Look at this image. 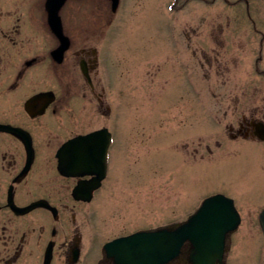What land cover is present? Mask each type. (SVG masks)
<instances>
[{
	"label": "flooded vegetation",
	"instance_id": "1",
	"mask_svg": "<svg viewBox=\"0 0 264 264\" xmlns=\"http://www.w3.org/2000/svg\"><path fill=\"white\" fill-rule=\"evenodd\" d=\"M74 1L66 0L59 9L68 38L62 42L51 26L47 0H0V264H117L105 244L152 229L143 226L111 237L103 231L101 220H94L100 194L112 182L119 135L127 150L134 132L130 120L124 129L116 125L120 108L111 65L104 63L111 59L109 50L97 40L99 20L95 17L92 30L96 39L80 33L76 19L89 11ZM120 1L114 10L112 0H107L111 13L118 10ZM224 2L240 4L235 11L239 27L260 36L259 48L264 49V0ZM77 5L82 10L74 9ZM226 16L223 20L228 23L233 15ZM203 19L211 38V11ZM215 24L222 33L230 25ZM199 28L201 25L194 24L189 30L191 36L196 37ZM214 39L225 43L221 34ZM262 58L260 55L257 61ZM258 69L257 64V84L252 88H224L220 93L210 90L209 96L223 103L227 138L238 145L239 152L243 143L252 145L247 149H253L250 155L262 167L264 69ZM190 70L188 77H195L193 68ZM194 85V78L190 79V91L196 92ZM196 96H190L194 102ZM189 128L185 133L194 138L181 146L178 137L175 145L187 149L190 158L204 150L212 154L208 142L196 141L195 126ZM101 129H106L104 136L86 143L82 139V144L74 142L76 137ZM215 142L224 146L218 139ZM104 150L105 171L101 162ZM252 203H261V210L264 208V190ZM229 236L224 264H228ZM190 250L191 243L186 241L180 256L167 264H191Z\"/></svg>",
	"mask_w": 264,
	"mask_h": 264
},
{
	"label": "rangeland",
	"instance_id": "2",
	"mask_svg": "<svg viewBox=\"0 0 264 264\" xmlns=\"http://www.w3.org/2000/svg\"><path fill=\"white\" fill-rule=\"evenodd\" d=\"M74 2L83 3L89 11L76 19L80 33L96 39L92 30L94 20H99L97 40L109 50L111 59L104 63L111 65L120 108L116 125L124 129L130 120L134 132L127 150L119 135L112 182L100 194L94 220H101L103 231L111 237L143 226L155 229L187 219L205 198L223 193L236 201L242 214L229 236L228 264H264V235L258 219L261 203L251 204L264 190V161L261 167L250 155L253 149H247L252 147L248 143L238 151V145L227 138L223 103L209 96L210 90L252 88L257 84V64L258 70L264 69L260 36L239 27L235 11L240 4L121 0L111 13L107 0ZM206 10L212 13L211 38L202 22ZM94 12L100 16H93ZM229 14L233 15L230 25L222 33L215 23L226 26L223 19ZM194 24L201 25L196 37L189 32ZM216 34L224 37V44L215 41ZM260 55L263 58L257 61ZM190 68L195 77H188ZM193 78L196 92L190 91ZM192 93L197 95L195 102ZM192 125L196 141L208 142L212 154L204 150L190 158L183 150L182 143L194 138L185 133ZM178 137L181 146L175 145ZM216 139L224 146L218 147Z\"/></svg>",
	"mask_w": 264,
	"mask_h": 264
},
{
	"label": "water",
	"instance_id": "3",
	"mask_svg": "<svg viewBox=\"0 0 264 264\" xmlns=\"http://www.w3.org/2000/svg\"><path fill=\"white\" fill-rule=\"evenodd\" d=\"M65 1L47 0L51 26L62 42L68 40L59 15ZM118 4L119 0H112L114 10ZM105 130L76 137L74 142L93 141V138L104 136ZM101 162L105 170V150ZM240 222L241 216L234 200L217 193L205 198L200 207L178 226L137 231L106 243L105 248L117 264H167L180 256L184 242L189 240L191 250L188 259L191 264H224L227 238ZM260 224L264 233V208L260 213Z\"/></svg>",
	"mask_w": 264,
	"mask_h": 264
}]
</instances>
